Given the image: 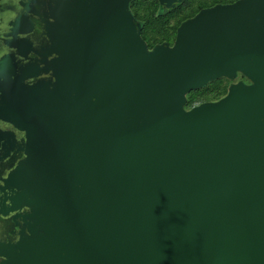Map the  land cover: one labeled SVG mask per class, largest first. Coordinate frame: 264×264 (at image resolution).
Listing matches in <instances>:
<instances>
[{"label": "water", "instance_id": "water-1", "mask_svg": "<svg viewBox=\"0 0 264 264\" xmlns=\"http://www.w3.org/2000/svg\"><path fill=\"white\" fill-rule=\"evenodd\" d=\"M132 1L5 7L0 264H264V0L153 49Z\"/></svg>", "mask_w": 264, "mask_h": 264}, {"label": "trees", "instance_id": "trees-1", "mask_svg": "<svg viewBox=\"0 0 264 264\" xmlns=\"http://www.w3.org/2000/svg\"><path fill=\"white\" fill-rule=\"evenodd\" d=\"M135 1L136 0H133L131 5H130L131 10L134 13L135 17L141 22L142 27H143L142 28V36L146 40L148 46L151 47L153 42H155L156 45L162 44V43H167L170 40V36H171V33H170L169 30L163 31V30L160 29L158 31V33H157V36L153 38L149 34V31H150L151 27L153 26V24H162L164 22H167L169 19H171V17L173 15H175L176 13H179V12L184 10V14L181 16V18L179 20L180 25H181L187 19H190V18L194 17L196 15L195 13H197V11L199 9H205V8H208V7H212L213 6L212 4L233 3V2H235L237 0H215V1H213L212 4H209V2L207 0H205V1H202L200 3V6L198 7L197 10H195V8L192 9V7H191L192 11H190L189 7H188L189 2H191L192 0H185L182 3L176 5V6L172 7V8H169V9L168 8H164L161 5L159 0H154L153 3L150 4V8L152 9V12H153L154 16H152L151 18H148V19H146L143 15H140V12H141L140 6H141L142 2L141 1H136L135 2ZM166 11L168 13H166ZM138 14H139V16H138ZM177 28H178L177 25L173 26V30H177ZM216 83H217V85L221 84L220 80L217 81ZM196 90H198V89H196ZM191 92H193V94L196 95V94H199L200 90H198V91L193 90ZM225 94L226 93H223L222 96H220V97H217V98H214V99H209V100H206V101L219 100V98L221 99ZM206 101H199L196 104H200V103H203V102H206Z\"/></svg>", "mask_w": 264, "mask_h": 264}, {"label": "rangeland", "instance_id": "rangeland-1", "mask_svg": "<svg viewBox=\"0 0 264 264\" xmlns=\"http://www.w3.org/2000/svg\"><path fill=\"white\" fill-rule=\"evenodd\" d=\"M136 1L142 2L141 6H140V10H141L140 15H143L146 19L154 16L152 9L150 8V4L153 3L154 0H136ZM183 1H185V0H183ZM202 1H205V0H192L191 2H189V4H188L189 10L192 11L193 8H195V10H197ZM207 1L209 2V4H212L213 1H215V0H207ZM212 5L215 6L217 4H212ZM191 7H192V9H191ZM201 10L202 9H199L197 11V13H195V14L197 15ZM166 13H168V12L166 11ZM183 14H184V10L173 15L171 17V19H169L167 22H164L162 24H153V26L151 27V29L149 31L150 36H152L153 38L156 37L157 33L160 29L163 31L169 30L171 33V36H170V40L167 43H169L170 45H173L176 41L178 28L180 27L179 20ZM138 16H139V14H138ZM174 25L178 26L177 30H173ZM155 46H156V43L153 42L152 46L149 48L153 49ZM219 80H220L221 84L217 85L216 82ZM236 82H238V78H229V77H222L220 79L211 81L207 86H204L203 88L198 89V90H200L199 94L194 95L193 92L188 93L186 108L191 109L192 107L199 105V104H196L197 102L206 101L209 99H214V98L220 97V96H222L223 93H226L225 95H227L229 92L230 86ZM198 90H195V91H198Z\"/></svg>", "mask_w": 264, "mask_h": 264}, {"label": "flooded vegetation", "instance_id": "flooded-vegetation-1", "mask_svg": "<svg viewBox=\"0 0 264 264\" xmlns=\"http://www.w3.org/2000/svg\"><path fill=\"white\" fill-rule=\"evenodd\" d=\"M10 0H0V26H2V21L4 19L5 14V7L9 3ZM238 81L245 80L246 82H249L247 78H245L242 74H238Z\"/></svg>", "mask_w": 264, "mask_h": 264}, {"label": "clouds", "instance_id": "clouds-1", "mask_svg": "<svg viewBox=\"0 0 264 264\" xmlns=\"http://www.w3.org/2000/svg\"><path fill=\"white\" fill-rule=\"evenodd\" d=\"M0 55H2V53H0Z\"/></svg>", "mask_w": 264, "mask_h": 264}]
</instances>
